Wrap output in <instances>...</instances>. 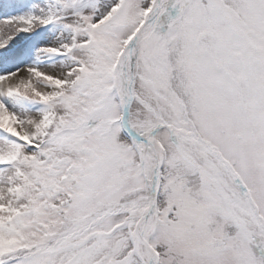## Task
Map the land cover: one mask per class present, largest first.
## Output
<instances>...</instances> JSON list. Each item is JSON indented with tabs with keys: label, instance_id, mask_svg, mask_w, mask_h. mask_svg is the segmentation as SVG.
<instances>
[{
	"label": "snow or ice",
	"instance_id": "1",
	"mask_svg": "<svg viewBox=\"0 0 264 264\" xmlns=\"http://www.w3.org/2000/svg\"><path fill=\"white\" fill-rule=\"evenodd\" d=\"M0 264H264V0H0Z\"/></svg>",
	"mask_w": 264,
	"mask_h": 264
}]
</instances>
